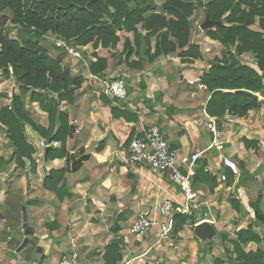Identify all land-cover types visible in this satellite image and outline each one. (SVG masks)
Segmentation results:
<instances>
[{
	"label": "crops",
	"instance_id": "1",
	"mask_svg": "<svg viewBox=\"0 0 264 264\" xmlns=\"http://www.w3.org/2000/svg\"><path fill=\"white\" fill-rule=\"evenodd\" d=\"M125 35L131 40L130 33ZM154 42L152 38V46ZM202 42L206 52L214 45L222 48L207 37L198 43ZM122 49L123 42L110 54L100 49L96 54L108 59L104 76H116L124 81L128 92L125 102L119 103L101 93L89 80L87 67L77 60L69 69L83 83L74 102L61 105L71 129L65 144L67 155L47 162L37 160L34 169L21 170L13 161L6 169H0V264H57L62 255L70 252L77 254L79 264H103L105 247L114 238L120 239L123 245L122 260L118 264L144 253L155 240L157 228L141 238L130 235V225L128 229L125 225L131 224L139 212L153 216L155 207L165 198L181 199L180 191L169 183L166 175L126 161L127 139L131 134L133 138L140 136L152 125L161 128L170 149L178 152L181 159L200 154L197 161H205V170L216 177L218 186L213 192L205 184L195 186L203 202L198 218L206 215L215 221L218 217H237L229 198L236 197L246 208V202L249 205L259 194H264V116L259 111H249L242 119L226 115L217 125L220 149H209L211 135L205 127L204 109L210 93L198 89L196 84L216 58L201 53L200 60L184 63L175 55L146 64L141 51L136 54L135 50L127 61L125 55L120 58ZM84 58L86 63L96 61L91 54ZM117 106L124 108L121 110L127 117L113 115L112 108ZM130 115H135V119L128 118ZM39 123L46 126L47 121ZM30 139L36 143L42 138L32 132ZM244 139L257 144L246 148ZM223 157L236 164L243 163L238 178L223 170L220 164ZM75 162L77 169L73 171ZM259 165L263 168L258 172ZM51 170L65 172L58 186L65 183L70 197L62 202L43 186ZM220 173L226 175L225 182H220ZM9 176L12 182L4 184ZM256 179H260V189L255 188ZM51 223L58 226L49 228ZM116 225L119 230L114 233ZM213 226L216 229L215 223ZM185 228L193 230L194 227L185 226L179 236ZM17 230L21 235H16ZM29 238L34 243L33 250L39 248V251L23 256L25 246L21 245ZM163 246L162 250H153L151 259L155 264H160L157 260L163 257ZM147 256L141 262L135 260L128 264H147Z\"/></svg>",
	"mask_w": 264,
	"mask_h": 264
},
{
	"label": "trees",
	"instance_id": "2",
	"mask_svg": "<svg viewBox=\"0 0 264 264\" xmlns=\"http://www.w3.org/2000/svg\"><path fill=\"white\" fill-rule=\"evenodd\" d=\"M206 17L221 24L202 33L226 51L199 78V83L210 93L205 113L216 118L217 125L226 115L242 119L252 110L264 116V109L253 95L264 89V0H161L160 5L156 0H0V79L11 78L20 93L13 95L8 105H0V130L12 148L11 157L7 161L0 158V165L14 161L21 170L27 163L34 169L35 149L27 139V127L48 142L60 143L58 148L48 150L47 161L67 155L65 144L71 129L61 105L74 102L83 79L73 76L71 70L62 65L68 51L57 47L55 39L72 47L80 55L78 61L91 75L104 77L108 59L97 57L96 51H115L120 41L119 32L132 35L131 40L126 38L123 41L120 58L125 55V61L135 50L136 54L138 51L143 53L146 64L175 55L184 63L199 59L201 53L197 44L192 42V34ZM253 26L258 30L252 29ZM13 30L16 34L12 37ZM152 38L155 41L153 46ZM88 46L92 47L95 62L85 61L84 48ZM244 54H251L254 63L241 64L238 57ZM26 96L30 105L37 104L45 113L46 126L35 122L26 110L23 100ZM3 97L0 93V99ZM112 112L114 116L127 117L119 106L112 108ZM135 117L130 115L128 118L133 120ZM132 138L133 134L125 142V147ZM243 142L246 148L257 144L245 139ZM239 167L243 169V163H239ZM205 168V161H196L193 185L205 184L213 192L218 182ZM262 168L259 165L258 172ZM76 169L77 162L72 170ZM64 173V170H51L43 181V186L60 202L70 197L65 191V183L58 186ZM229 203L235 213L246 212L236 197L230 198ZM262 203V194L249 203L253 218L246 228L235 231V239L228 240L227 234L218 232L226 255L213 258L211 264H264ZM188 222L194 224L195 217L175 215L171 235L182 232ZM57 226L51 223L49 228ZM118 230L116 225L113 232ZM226 242L231 250L226 247ZM249 244L258 248L246 251ZM122 248L120 239H112L105 247L103 264H118L122 260Z\"/></svg>",
	"mask_w": 264,
	"mask_h": 264
},
{
	"label": "built area",
	"instance_id": "3",
	"mask_svg": "<svg viewBox=\"0 0 264 264\" xmlns=\"http://www.w3.org/2000/svg\"><path fill=\"white\" fill-rule=\"evenodd\" d=\"M205 1V0H202ZM54 43L57 47H64L68 51V54L73 55L75 58H79L80 55L64 41L55 39ZM89 80L96 85L101 93L112 98L113 100L122 103L125 102L128 97V92L125 83L119 77L104 76L95 77L89 75ZM190 85H194V82H189ZM197 88L206 91V86L200 83L196 84ZM257 101L264 109V89L260 92L253 94ZM194 96V94H192ZM121 109H124L121 107ZM206 118L205 127L208 133L211 135V142L209 149H220L219 137L220 133L217 129V119L209 117L204 112ZM59 142L46 141L40 139L38 146H36L34 161L43 159L44 150L48 147L58 148ZM200 154L195 153L191 155L189 159H181L178 152L170 149L169 141L162 133L161 128L158 125H152L144 130L140 136L132 138L126 154V161L133 166H146L151 171L159 175H166L167 180L172 185L176 186L181 193L180 200H173L171 198H165L155 207L154 215L151 216L149 212H139L129 227V234L137 237L147 236L153 228H157V234L153 243L148 249L126 262L128 264L132 261H142L151 251L157 249L162 250V243L170 239L174 216H194L196 219L194 224L188 222V227H195L202 222H208L214 225L215 221L210 218H198L197 215L201 212L203 202L200 195L196 192L193 185V176L195 163L198 160ZM221 167L223 170L228 171L232 177H239L240 171L237 164L230 158L223 157L221 159ZM219 180L225 182L227 177L224 173L219 174ZM23 232V230H22ZM161 262V258L157 262ZM57 264H79L77 254L74 252L65 253L62 255Z\"/></svg>",
	"mask_w": 264,
	"mask_h": 264
},
{
	"label": "rangeland",
	"instance_id": "4",
	"mask_svg": "<svg viewBox=\"0 0 264 264\" xmlns=\"http://www.w3.org/2000/svg\"><path fill=\"white\" fill-rule=\"evenodd\" d=\"M186 1H190V0H186ZM156 3L158 5H160L161 0H156ZM202 11L203 10H201V12ZM201 19H202V16H201ZM199 22H200V20H199ZM198 24L199 23H197V25ZM251 28L254 30H258L257 26H253ZM15 34H16V31L13 30L11 36L13 37ZM118 36L120 37L119 43H122L126 39L125 38L126 35L124 32H122V33L119 32ZM129 36H131V39H132L131 33ZM263 36H264V31H263ZM204 38H206V37L204 36L202 31L200 30L199 26H197L196 31L192 34V42L197 44V46L199 47L200 53H202V55L206 54L210 58L211 57L212 58L213 57L220 58L221 55H223L224 52L226 51L225 48H223V47L221 48L219 45H214V47L212 49H210L206 52L205 51L206 50L205 49V43L204 42L198 43L200 41H203ZM207 43H208V41H207ZM92 52H93L92 47L88 46L85 49L84 53H85V55H90V54L92 55ZM109 53H111V51ZM205 58H206V56H205ZM238 59L241 60L242 62L246 63V64L251 65L252 60H253V56L251 54H247V55L245 54L242 57H238ZM77 60L78 59L75 58L73 55L68 54L64 57L62 65L64 67L69 68L74 64V62L78 63ZM198 60H200V59H195L194 61H198ZM202 60H203V58H201V61ZM193 63H195V62H193ZM0 93L4 95V97L0 99V105L1 106L8 105L10 103V100H11L13 95H15V94L19 95L20 94L18 87L15 85L14 81L11 78H9V79L1 78L0 79ZM23 100L25 103L26 110L31 114V116H32L33 120H35V122L39 123L41 120L47 121L45 113H43L39 109L37 104L30 105L28 103V96H26ZM32 132L33 131H31L28 127L26 128L25 133H26L27 139H28V141H30L31 145L33 146V148L36 151V146H38V143L40 142V140H38V142H36V143L32 142L30 139V134H32ZM11 154H12L11 145L8 142V140L6 139L3 130H0V158H2V160H4V161H7L9 159V157H11ZM262 159H264V158H262ZM39 161L42 162V160H39ZM239 163H241V162H239ZM258 163L260 164V163H262V161H259ZM238 164H237V166H238ZM7 166L9 167L8 163H2L0 165V169H2V168L6 169ZM26 167L31 168V166L28 163H27ZM238 168H239V171L241 172L242 168H240L239 166H238ZM259 175L261 176V174H259ZM10 178H11L10 176H9V178H6V180H4V184H10L12 182V181L10 182ZM256 180L257 181L255 183V188L260 189L261 188V184L259 182L260 179H256ZM258 192H260V190ZM262 197H264V194H262ZM245 204L248 205L247 202ZM247 205L245 208L246 209L245 213L243 212L241 215L235 213L237 217H233V216H230V217L227 216V217H223V218L218 217L215 220V226H216L217 231L227 234L228 240L235 239L234 231L237 230L238 227L246 228L250 224L249 222L253 218V213H252L251 209H249V207H247ZM262 207L264 208L263 203H262ZM263 212H264V209H263ZM198 215H197V217H198ZM21 217H22V214H21ZM129 225H130V223L126 224L125 229H128ZM185 229L186 230H184V234H182L181 236H179V234L176 236L171 235L169 240L162 243V245H164L163 246V257H162V255L160 257L163 258V260L160 262V264H211L213 258H223L226 255L225 250H224L225 245L222 244L219 236L214 241H212L210 245H207L208 243L207 244L200 243L194 237L192 229H189V228H185ZM255 230H256V232L260 233L259 229L256 228ZM16 235H21L18 232V230H17ZM29 241H30L29 244H27L24 248V252L22 254L23 256L24 255L27 256L31 252L35 253L37 250V249L33 250V247H31V246H33L31 238H29ZM132 242L135 243L133 238H132ZM226 247H229V250H231V248H232L228 242H226ZM202 248H205L204 252L202 251ZM257 248H258L257 245L249 244L248 246L245 247V250L246 251H255ZM153 256H154V251H151L149 253V255L147 256V258L145 259V260H147L149 258L147 264H155V262L152 261ZM150 261H152V262H150Z\"/></svg>",
	"mask_w": 264,
	"mask_h": 264
},
{
	"label": "water",
	"instance_id": "5",
	"mask_svg": "<svg viewBox=\"0 0 264 264\" xmlns=\"http://www.w3.org/2000/svg\"><path fill=\"white\" fill-rule=\"evenodd\" d=\"M220 22H211L208 17L205 18V20L203 21V23L200 25V30L201 31H205V30H209L217 25H220ZM51 149L50 147L46 148L44 150V154H43V159L45 162H47V152L48 150ZM23 221L24 224L23 226L25 227V215L23 216ZM193 235L194 237L200 242V243H211L212 241H214L217 237H218V232L215 229V227L213 225H211L208 222H202L201 224L195 226L193 228ZM30 241L28 239H25L21 245V247L26 246ZM32 244H34L32 242ZM37 251H39V248H37Z\"/></svg>",
	"mask_w": 264,
	"mask_h": 264
},
{
	"label": "clouds",
	"instance_id": "6",
	"mask_svg": "<svg viewBox=\"0 0 264 264\" xmlns=\"http://www.w3.org/2000/svg\"><path fill=\"white\" fill-rule=\"evenodd\" d=\"M43 160V159H42ZM240 176V175H239ZM238 178V177H237Z\"/></svg>",
	"mask_w": 264,
	"mask_h": 264
}]
</instances>
